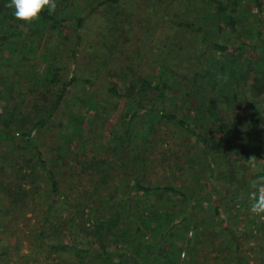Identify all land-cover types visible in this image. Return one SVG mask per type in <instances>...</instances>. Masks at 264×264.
I'll list each match as a JSON object with an SVG mask.
<instances>
[{
  "label": "rangeland",
  "instance_id": "rangeland-1",
  "mask_svg": "<svg viewBox=\"0 0 264 264\" xmlns=\"http://www.w3.org/2000/svg\"><path fill=\"white\" fill-rule=\"evenodd\" d=\"M221 1L235 19L232 27L213 29L214 40L232 46L244 38L259 43L260 26L264 41V0H259L261 18L254 0ZM163 3L120 0L118 7L106 3L89 13L76 0L64 12L63 31L24 38L21 54L14 45H3L0 133L16 137L0 140V264H264V219L250 212L247 196L251 181L264 176V94L251 95L249 55L207 49L203 69L213 73L197 79L199 95L193 85H179L164 72L165 61L179 67L186 48L196 56L205 45L194 32L187 33L192 43L178 33V21L197 22L195 11L176 1L171 22ZM157 5L162 13H156ZM84 15L78 38L75 18ZM112 21L119 22L120 31L107 27ZM4 31L16 38L24 34L0 25ZM74 47L75 59L70 56ZM19 58L25 60L24 69L14 76ZM50 62L60 69L58 81L49 83L43 75L37 81ZM223 70L232 73L221 81ZM73 75L77 80L33 135L66 195L53 199L36 152L21 134L48 112L61 83ZM145 79L158 91L143 85ZM111 86L130 88L132 95L117 96ZM233 93L241 103L225 107L223 97ZM213 100L226 133L210 141L216 150L210 154L155 112L129 118L140 101L146 108H165L201 131L198 118ZM251 156L257 157L256 171L248 167ZM137 182L174 186L186 198L135 194ZM206 187L218 198L221 214L211 203L193 205ZM170 213L180 223L169 220ZM167 223L174 226L165 227ZM155 228L159 238L151 246ZM65 243L119 255L103 260L86 253L79 258Z\"/></svg>",
  "mask_w": 264,
  "mask_h": 264
},
{
  "label": "trees",
  "instance_id": "trees-1",
  "mask_svg": "<svg viewBox=\"0 0 264 264\" xmlns=\"http://www.w3.org/2000/svg\"><path fill=\"white\" fill-rule=\"evenodd\" d=\"M79 3H84L82 6V9H87V12H92L98 10L99 7L106 3H112L114 4V7L120 6V0H77ZM159 3H163L164 7L163 10H165L167 7V10L164 11L166 15H169V20L172 22L174 20V16L176 14L173 13L175 11V8L173 9L174 2L178 1L181 3H184L187 5L188 10L195 11L196 20L197 22H185L183 20L178 21L177 25L182 26L181 30L178 33H182L185 37H187V40L192 43L194 42L192 36L188 37L187 33L194 32L197 35H200V41L204 43V49L197 52L196 56H192V50L190 48H186L183 55H181V59L184 57L185 63H182L181 65L184 67V70H179L178 68H182L180 65L179 67H176V64L172 66L169 63L165 61L164 65V72L167 73V75L175 76L177 80L175 81L179 85H182L184 83V87L188 84L193 85V87H196L197 94L202 91V88L198 86L197 79L199 77L206 76H212V70L203 69V57L207 52V49L212 50L216 53H219L221 55H227L231 53H235L236 51L244 50L250 58L249 66L251 67V71H253L252 78H251V95L257 96L260 94H264V55L261 53L264 52V41L260 40L261 35V29L260 26L257 30V35L259 39V43L252 42L250 43L248 39L244 38L242 42L236 46L229 45L227 43L219 42L213 39L211 32H213V29L222 30L226 27H232L234 24V16L227 13V6L223 5L221 0H157ZM8 2V0H0V25H8L11 26L15 32L22 31L24 34L20 38H16V36L13 35V33L8 34L7 32H0V52L3 50V45L5 43L14 45L15 51H17V54H21V50L26 46V42L24 40L30 38L29 41H32L33 38H38L41 34H43L45 30L49 31H63L65 29L64 25V12L73 7L76 0H56L57 3V9L55 13L52 15H49L47 11H44L41 14V17L38 21H34L32 24H25L23 21L17 20L14 16V10L9 9L5 7V4ZM259 13V18H261V4L259 0H254ZM156 4V3H154ZM122 6V5H121ZM162 6V4L160 5ZM123 7V6H122ZM124 8V7H123ZM122 8V9H123ZM156 13H162V10L157 5L156 6ZM84 16H77L76 19V31L75 34L78 38H80V33L77 31L80 27H82ZM128 20V18H127ZM111 23L109 26L110 30H117L119 27V22ZM198 23V24H196ZM120 31V28H118ZM39 30L41 32H39ZM108 31V30H107ZM14 32V33H15ZM40 33V34H39ZM196 41V40H195ZM187 43V42H186ZM175 47V46H174ZM173 49V45H170V51L169 56L173 58L175 54L171 51ZM77 55L76 48H72L70 52V56L75 59ZM173 55V56H172ZM167 60V59H166ZM0 80L4 79V75L2 74V67L6 66L4 64V59L2 56H0ZM24 63L25 60L19 58L18 61L13 64L15 67L14 70V76H18L19 73H21L22 68L24 69ZM60 69L56 68V66L53 63H48L44 69V73L38 76L37 81L40 80L41 76L42 78H45L49 81V83H56L58 81V78L60 77L59 74ZM223 73L219 72V77L221 81L225 80V75H231L232 71H222ZM215 77V76H214ZM217 79V78H216ZM75 80H77L76 76H71L69 80H65L61 83V86L58 89L57 94L55 95V99L50 106L48 112L37 122L34 123V125L27 131L23 132L21 134V137L23 141L30 145L36 152V160L38 166L45 171L48 180L50 182V187L53 195V199H56V196H63L66 197V195L63 193V191L60 188L59 182L55 177V174L52 172V170L49 168L47 162L45 161L44 157L42 156V152L39 148H37L36 144L34 143L33 135L39 130L40 127H42L50 117L51 113L54 111L55 107L61 102L62 97L67 89V87L73 83ZM85 82L90 83L89 79H85ZM143 85H146L152 92L158 91L159 87L157 85H153L149 80L145 79L143 80ZM131 86V85H130ZM129 86V87H130ZM182 87V88H184ZM109 91L114 93L117 96L125 95L127 97H130L132 93L130 92V88H126V90H119L115 86H111L109 88ZM222 92V89H220ZM232 94V93H231ZM227 94L223 97V103L225 107L232 105L233 103H241L242 100L238 101L237 94L233 93L234 95ZM163 99V94H159ZM232 103V104H231ZM141 112H155L157 115L162 118L163 120L174 123L178 125L180 128H182L185 132L193 136L196 140H198L202 147L206 149L207 153H212V151L215 150V145L213 146L211 144V140L217 138L216 135L224 134L226 133L224 131V125L226 124L224 122V118L220 115V112L218 110L217 100H213L209 102L206 111L203 115H201L198 118V122L201 120L202 126L201 131L197 130L195 127H192L184 118L178 116L177 114L167 111L165 108H162L160 110H156L155 108H146L145 105L140 102H135V108L130 115V119L134 118V116L137 113ZM129 120V121H131ZM16 136L13 134H5L0 133V140L4 139H13ZM213 155V154H212ZM135 191L134 193H143L144 195H151L155 193L159 194H165L169 193L171 195H178L182 198H186L183 191L180 189L170 186V185H157V186H149V185H143L140 182H137L135 184ZM208 204L211 203L213 205V210L218 214H221L220 211V204L218 198H216L212 193L209 187H206L204 192L198 197L197 201L193 204L195 205H201V204ZM171 217L169 220L176 219L173 214H169ZM168 220V221H169ZM223 221L226 224L227 221L223 217ZM146 224H142L143 227L147 228V221H145ZM180 223L179 218L175 220L174 224ZM174 224H165V227L172 228ZM139 232L141 231V227L137 229ZM170 231L169 229H167ZM158 228H155L153 230V234L155 235V238L148 242L149 245H154L157 242V239L159 238ZM138 232V234H140ZM160 234V232H159ZM66 247H72L75 249L77 255L79 258H82L86 253H91L94 256L101 257L103 260L109 259L112 256H117L119 253L112 252L108 250H94L92 248L88 247H81L78 245L63 244ZM140 245V244H139ZM134 248H137V246H134Z\"/></svg>",
  "mask_w": 264,
  "mask_h": 264
},
{
  "label": "clouds",
  "instance_id": "clouds-1",
  "mask_svg": "<svg viewBox=\"0 0 264 264\" xmlns=\"http://www.w3.org/2000/svg\"><path fill=\"white\" fill-rule=\"evenodd\" d=\"M5 7L14 10L17 20L32 24L40 19L44 11H47L49 15L55 13L57 3L56 0H8ZM247 163L253 171L258 169L256 156L249 157ZM247 196L250 212L264 219V176H257L251 181Z\"/></svg>",
  "mask_w": 264,
  "mask_h": 264
}]
</instances>
